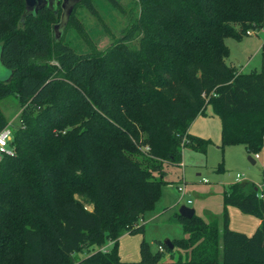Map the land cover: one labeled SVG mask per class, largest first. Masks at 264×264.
<instances>
[{
  "label": "trees",
  "instance_id": "1",
  "mask_svg": "<svg viewBox=\"0 0 264 264\" xmlns=\"http://www.w3.org/2000/svg\"><path fill=\"white\" fill-rule=\"evenodd\" d=\"M135 3L121 37L78 52L54 36L61 5L24 15L25 0H0L2 60L13 71L0 80V99L20 103L12 153L0 156V264H121L119 239L143 230L168 183L164 164L179 165L185 147L206 152L210 141L189 127L208 106L222 122V147L263 148L264 73L228 63L226 38L264 28V0ZM81 4L99 16L82 0L67 27L86 36ZM7 124L0 108V130ZM223 205L208 221L173 214L186 233L172 240L182 264H264L256 185H229ZM229 206L262 220L253 234L229 227ZM164 248L174 249L161 241L153 254L142 242L140 263L159 262Z\"/></svg>",
  "mask_w": 264,
  "mask_h": 264
},
{
  "label": "rangeland",
  "instance_id": "2",
  "mask_svg": "<svg viewBox=\"0 0 264 264\" xmlns=\"http://www.w3.org/2000/svg\"><path fill=\"white\" fill-rule=\"evenodd\" d=\"M118 1L125 11L113 6L108 0H93L99 16L92 14L83 4L78 5L76 17L81 22L86 36L80 34L73 26H68L62 34L64 41L78 52L105 50L116 38L122 36L129 23V17L138 13L135 0ZM226 44L230 51L226 59L228 63L246 72L253 70L264 73L262 29L240 39L228 37ZM8 75L9 70L0 62V77L5 78ZM0 108L10 126L20 124V103L15 94L0 99ZM189 132L200 139L210 141L206 152L185 147L179 165L164 164V180L168 183L164 185L162 195L154 208L142 216L143 230L133 234L126 233L119 239L121 264H142L140 263L142 242L148 243L151 252L156 254L161 241L185 237L183 226L172 217L175 212L179 213L181 206L194 208L197 216L208 221L210 213L223 212V193L229 185L252 182L256 185L258 193L264 192V145L258 152L259 159L254 158L255 153H248L242 144L222 147V122L214 114L211 106L193 120ZM249 156L253 157L255 163H252ZM237 174L241 175L239 181L236 180ZM179 186H183L184 193L179 191ZM233 218L232 221L235 222ZM231 229L248 235L255 231L249 234ZM103 247L110 249L112 243L107 242ZM94 248L98 249L97 246ZM86 255V250L80 253L82 257ZM180 260H186L183 250L178 247L172 251L164 248L161 259L154 264H182Z\"/></svg>",
  "mask_w": 264,
  "mask_h": 264
},
{
  "label": "water",
  "instance_id": "3",
  "mask_svg": "<svg viewBox=\"0 0 264 264\" xmlns=\"http://www.w3.org/2000/svg\"><path fill=\"white\" fill-rule=\"evenodd\" d=\"M81 1L82 0H25L26 8L24 15L28 13H36L44 7H49L53 10H56L57 7L61 5L63 8V12L61 14V21L54 25V36L56 39H61L63 37L62 34L67 27L70 15L74 7ZM0 62L4 65L2 60L1 47H0ZM7 69L9 70V75L6 76L5 78L0 77V80H9L12 77L13 71L9 68ZM249 159L252 161V163H255V160L253 159L252 156H249ZM179 213L185 217H192L195 214V209L187 206H181V208L179 209ZM164 244L168 246L170 249L174 248V244L170 239L165 240Z\"/></svg>",
  "mask_w": 264,
  "mask_h": 264
},
{
  "label": "crops",
  "instance_id": "4",
  "mask_svg": "<svg viewBox=\"0 0 264 264\" xmlns=\"http://www.w3.org/2000/svg\"><path fill=\"white\" fill-rule=\"evenodd\" d=\"M241 71L246 72L244 70H241ZM228 212H229V218H230L229 227L233 229L245 231L249 234L252 233L254 230H256V228L260 225L262 221L259 217L251 215V214H245L234 206H229ZM217 215H219V213ZM232 217H234L233 219L235 220V222L232 221Z\"/></svg>",
  "mask_w": 264,
  "mask_h": 264
},
{
  "label": "built area",
  "instance_id": "5",
  "mask_svg": "<svg viewBox=\"0 0 264 264\" xmlns=\"http://www.w3.org/2000/svg\"><path fill=\"white\" fill-rule=\"evenodd\" d=\"M262 30L264 31V28H262ZM248 33L253 34V31L250 30V31H248ZM12 137H13V135H12L11 126L9 124H7L3 129L0 130V150L2 153L3 152L12 153V150L9 148V143H10ZM254 158L259 159L260 154L255 153ZM236 178H237V180H239L241 178V175L237 174ZM178 189L182 193L185 192V189L183 188V186H179ZM258 195L260 197L264 198V192H259ZM160 249L162 250L163 247L160 246Z\"/></svg>",
  "mask_w": 264,
  "mask_h": 264
}]
</instances>
